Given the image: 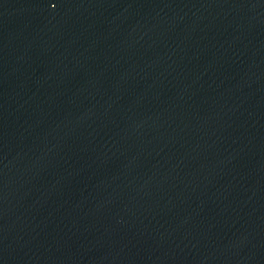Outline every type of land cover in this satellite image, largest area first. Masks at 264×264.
Returning a JSON list of instances; mask_svg holds the SVG:
<instances>
[{
    "label": "water",
    "instance_id": "obj_1",
    "mask_svg": "<svg viewBox=\"0 0 264 264\" xmlns=\"http://www.w3.org/2000/svg\"><path fill=\"white\" fill-rule=\"evenodd\" d=\"M0 264H264V0H0Z\"/></svg>",
    "mask_w": 264,
    "mask_h": 264
}]
</instances>
